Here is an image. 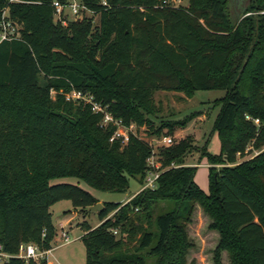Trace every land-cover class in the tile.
<instances>
[{
	"label": "trees",
	"instance_id": "obj_1",
	"mask_svg": "<svg viewBox=\"0 0 264 264\" xmlns=\"http://www.w3.org/2000/svg\"><path fill=\"white\" fill-rule=\"evenodd\" d=\"M81 1L97 12V24L93 16L63 24L52 0H0V29L4 17L19 24L17 37L0 41V243L12 253L29 241L50 249V206L98 201L81 185L53 178L72 175L117 191L129 176L145 181L150 144L134 133L125 144L111 140L116 125L102 124V112L66 99V91L90 92L126 124L140 125L156 109L153 90L223 88L212 127L220 151L210 152L208 139L199 148L190 133L159 145L165 169L157 186L122 204L106 202L96 226L82 222L86 264H199L189 259L196 211L218 233L212 264H222L224 251L227 264H264V0ZM52 89L64 93L53 97ZM195 113L150 127L173 134ZM248 145L260 151L213 166L236 161ZM194 149L199 163L207 158L208 190L195 179L198 164L186 163ZM159 201L166 206L155 214ZM0 264L26 263L12 256Z\"/></svg>",
	"mask_w": 264,
	"mask_h": 264
},
{
	"label": "rangeland",
	"instance_id": "obj_2",
	"mask_svg": "<svg viewBox=\"0 0 264 264\" xmlns=\"http://www.w3.org/2000/svg\"><path fill=\"white\" fill-rule=\"evenodd\" d=\"M189 0H172L175 4H187ZM233 1V0H232ZM236 2V0H234ZM238 2V1H237ZM248 0H240L239 5L243 6ZM259 10H250V16L259 14ZM93 22L98 23V14L93 16ZM92 29L95 31L94 25ZM41 81L44 79L41 77ZM58 93H64L63 89H55L51 92V96L56 97ZM226 94V89L223 88H210V89H197L194 94H187L183 90H164L158 89L152 91L153 104L155 111L147 114L150 119L149 124H137L134 122L133 131L145 138L153 140V146H157L158 140L163 139L164 134L154 133L153 128L159 126L166 120H173L177 118H184L192 112H196L195 117L184 128H178L174 131L172 136L180 138L188 133L194 137L195 144L202 148L205 140L208 139V150L212 153L220 151V139L217 131H212L214 118L219 110V103L217 99ZM264 147V145H263ZM260 150L248 145L244 153H238L236 161H226L225 163H214L216 169H220L223 165H232L240 162L243 159L250 158L258 153ZM200 150L194 149L187 155L186 163L198 164L195 179L199 185L208 190L209 188V167L207 158H202L199 163ZM52 183L57 182H72L81 185L82 187L90 190L93 194L97 195L98 202L104 206L108 201H116L124 203L128 197H132L138 192L142 183L138 175L129 176V185L125 190H107L99 189L91 186L85 180L76 176H60L53 178ZM166 202L159 201L155 205L154 213H158L164 209ZM104 208V207H103ZM52 218L56 227V233L52 246L48 254L49 264H86V248L81 235L84 233L82 222L87 221L89 224L94 225L100 221L99 212L92 209L90 206H74L71 199H61L50 207ZM70 218V221L62 228L61 220ZM68 233L69 240L63 236V230ZM189 231L194 237L196 247L192 249L189 254V259L195 257L199 264H212L213 248L218 233L208 228V220L202 211H196L193 221L189 224ZM228 254L223 252L222 264L228 263ZM153 259H149L151 263Z\"/></svg>",
	"mask_w": 264,
	"mask_h": 264
},
{
	"label": "built area",
	"instance_id": "obj_3",
	"mask_svg": "<svg viewBox=\"0 0 264 264\" xmlns=\"http://www.w3.org/2000/svg\"><path fill=\"white\" fill-rule=\"evenodd\" d=\"M52 5L54 7L55 19L61 21L63 24H67L70 19L89 17L97 14L95 10L89 8L81 0H52ZM18 29L19 24L16 21L4 17L1 21L0 41L3 39L17 37L19 35ZM53 90L55 89H52L51 92ZM65 96L68 100L84 101L86 103H90L93 110L102 112V124H115L116 128L110 138L111 140L114 138H119L121 142L125 144L129 141L131 133H134L139 138L146 140L150 144L152 151L147 157L149 167L147 169L145 181L142 184L141 189L145 187L154 188L157 186V179L161 172L165 169V167L162 166V161L157 153L158 146L161 144L171 143L174 139L171 134H164L162 140L157 139L158 144L154 147L152 139L140 136L133 131L134 122L126 124L121 118L114 116L108 106L96 100L92 93L73 87L71 90L65 92ZM247 117L250 116L247 115ZM255 120L258 122L259 118H256ZM114 231L116 232L117 230L115 229ZM63 236L66 240H69L66 230H63ZM48 250L49 249L42 248L36 242L29 241L21 243L18 252L12 253L7 251L3 244L0 243V263L8 261L12 256H17L24 259L26 264H46L44 263V260Z\"/></svg>",
	"mask_w": 264,
	"mask_h": 264
},
{
	"label": "crops",
	"instance_id": "obj_4",
	"mask_svg": "<svg viewBox=\"0 0 264 264\" xmlns=\"http://www.w3.org/2000/svg\"><path fill=\"white\" fill-rule=\"evenodd\" d=\"M130 197H128L127 199H126V201L129 199ZM51 207V206H50ZM68 221H70V218H64V219H62L61 220V224H62V228H64V226L68 223ZM101 221V220H100ZM100 221H98V222H96L94 225H92V226H96L97 224H99L100 223ZM71 222V221H70ZM65 230V229H64ZM54 248V246H52L47 252H46V258H45V262H46V264H49V261H48V254H49V252H50V250H52Z\"/></svg>",
	"mask_w": 264,
	"mask_h": 264
},
{
	"label": "water",
	"instance_id": "obj_5",
	"mask_svg": "<svg viewBox=\"0 0 264 264\" xmlns=\"http://www.w3.org/2000/svg\"><path fill=\"white\" fill-rule=\"evenodd\" d=\"M92 209L101 210L103 209L104 205L101 202H96L95 204L90 205Z\"/></svg>",
	"mask_w": 264,
	"mask_h": 264
}]
</instances>
